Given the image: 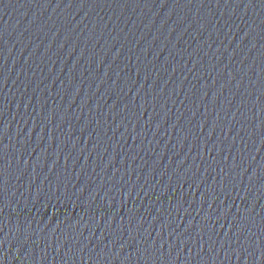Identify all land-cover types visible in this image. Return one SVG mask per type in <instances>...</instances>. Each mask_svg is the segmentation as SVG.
Returning a JSON list of instances; mask_svg holds the SVG:
<instances>
[{
    "label": "water",
    "instance_id": "1",
    "mask_svg": "<svg viewBox=\"0 0 264 264\" xmlns=\"http://www.w3.org/2000/svg\"><path fill=\"white\" fill-rule=\"evenodd\" d=\"M0 264H264V0H0Z\"/></svg>",
    "mask_w": 264,
    "mask_h": 264
}]
</instances>
